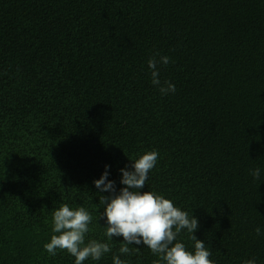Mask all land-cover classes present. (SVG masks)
Listing matches in <instances>:
<instances>
[{"label": "trees", "instance_id": "obj_1", "mask_svg": "<svg viewBox=\"0 0 264 264\" xmlns=\"http://www.w3.org/2000/svg\"><path fill=\"white\" fill-rule=\"evenodd\" d=\"M156 52L175 93L151 82ZM151 150L140 191L195 216L215 264H264V0H0V264H74L43 247L62 203L112 245L84 264H154L107 240L93 183L107 165L118 191Z\"/></svg>", "mask_w": 264, "mask_h": 264}, {"label": "clouds", "instance_id": "obj_2", "mask_svg": "<svg viewBox=\"0 0 264 264\" xmlns=\"http://www.w3.org/2000/svg\"><path fill=\"white\" fill-rule=\"evenodd\" d=\"M159 56V60H157ZM172 61L166 55L154 53L147 61L151 69V82L158 86L161 95L175 93L176 87L170 81L163 84L159 78L158 64L167 66ZM159 153L151 150L143 153L131 161V167L121 168L120 184L118 191L115 183L108 180V166L99 179L94 180V185L100 193L96 203V222L104 219L106 223L104 235L108 241H114L113 237H123L119 247V253L131 256L140 251V247L146 246L159 257L154 264H215L210 259L212 253L205 246V241L197 239L194 232L199 228L198 220L192 214L174 206V203L154 191H140L146 185L149 172L156 166ZM255 179L260 177V169L252 170ZM103 208V212L99 209ZM93 221V215L83 206L75 209L67 203H62L53 212L52 232L48 242L43 247L51 256H55L58 250L67 251L74 257V264H84L91 258L99 261L105 254L112 251L109 242H102L86 237L91 231L89 225ZM99 224V223H98ZM186 230L189 238L194 242L193 250H188L183 242L177 238ZM260 236L261 229H255ZM132 246V247H130ZM113 264H126L120 255L113 254ZM244 264H256L255 258L246 260Z\"/></svg>", "mask_w": 264, "mask_h": 264}]
</instances>
